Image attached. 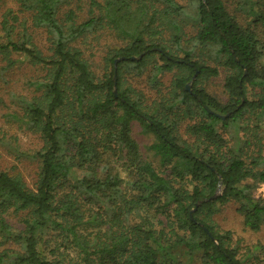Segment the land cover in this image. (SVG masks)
<instances>
[{"label":"trees","instance_id":"obj_1","mask_svg":"<svg viewBox=\"0 0 264 264\" xmlns=\"http://www.w3.org/2000/svg\"><path fill=\"white\" fill-rule=\"evenodd\" d=\"M10 1L0 76L22 62L41 74L31 96L9 95L6 117L40 147L7 145L36 173L28 187L0 168V264H264V244L241 251L211 221L235 201L246 228H264L253 196L264 184V0L246 26L226 0H88L82 19V0ZM98 32L120 45L96 68L79 45ZM220 71L224 101L206 88Z\"/></svg>","mask_w":264,"mask_h":264},{"label":"rangeland","instance_id":"obj_2","mask_svg":"<svg viewBox=\"0 0 264 264\" xmlns=\"http://www.w3.org/2000/svg\"><path fill=\"white\" fill-rule=\"evenodd\" d=\"M254 1L226 0L225 7L242 25L246 26L247 18H251L247 12L256 7L253 4ZM3 3H5V5L3 4V9L6 5L8 8L16 9L13 1L3 0ZM80 5L82 10L79 12V19H82L86 17L89 9L88 0H82ZM32 36L36 44L44 48L46 44L44 33L39 30H34ZM117 45H120V43L110 33L98 32L94 35H88L79 47L83 51L84 56L93 62L94 67L96 66L98 68L97 65L100 63V59L106 49ZM40 74V71L36 70V68L22 62L8 72L3 73V76H0V99L5 104V106L0 105V140L5 143H0V168L9 173H19L28 187L33 186L36 164L34 161L23 157L16 159L15 154L10 151L7 145L17 144L21 152L32 154V152L40 147V142L36 136L21 131L17 124L6 117V114L11 112L9 107L12 108L9 95L15 93L26 97L31 96L33 89L27 83L40 76ZM223 76V72L220 71V75L206 85L208 92L219 101H224L225 99L224 93L222 92ZM137 86L145 91L148 89L144 83H139ZM132 136L137 142L143 157L152 160L150 153L146 149L150 145L152 138L141 133L138 124H134L132 127ZM218 193L221 192L219 191ZM253 196L261 198L264 201V184L257 185ZM238 206L239 204L237 202L231 201L220 207L219 211L211 217L215 230L218 232L229 231L232 238L231 244L237 246L241 251L257 243L264 244V228H261L257 232L246 228L244 226L243 216L236 211ZM11 221L15 222V219H11ZM157 221L158 219L155 220V225H158Z\"/></svg>","mask_w":264,"mask_h":264},{"label":"water","instance_id":"obj_3","mask_svg":"<svg viewBox=\"0 0 264 264\" xmlns=\"http://www.w3.org/2000/svg\"><path fill=\"white\" fill-rule=\"evenodd\" d=\"M141 56H142V55H140L138 58L131 57V60L140 59ZM124 60H126L125 57H122V58L116 59V60L114 61V66H116V64H117L118 62H120V61H124ZM193 78H194V77H193ZM113 80H114V81L116 80V76H115V75L113 76ZM190 86H191V83H187L186 86H185V89H186L187 91H190ZM242 101H243V100H242ZM204 108L206 109V111H207L209 114H212V115H214V116H216V117H218V118H220V119H225L226 117L229 116V114L220 115V114L214 113L213 111L207 109L206 106H204ZM219 191L221 192V189H220V188H218V190H217L216 194L213 196V198H214L215 196H217V195L220 194V193H218ZM196 205H198V204H196ZM194 210H195V209H194ZM190 214H191V212H190ZM204 230H205V229H204ZM209 235H210V234H209Z\"/></svg>","mask_w":264,"mask_h":264}]
</instances>
